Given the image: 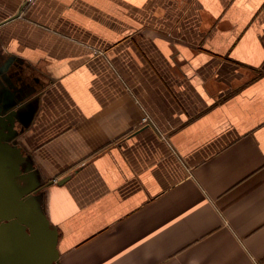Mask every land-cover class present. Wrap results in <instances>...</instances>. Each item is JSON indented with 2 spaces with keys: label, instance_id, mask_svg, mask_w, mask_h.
<instances>
[{
  "label": "crops",
  "instance_id": "1",
  "mask_svg": "<svg viewBox=\"0 0 264 264\" xmlns=\"http://www.w3.org/2000/svg\"><path fill=\"white\" fill-rule=\"evenodd\" d=\"M19 64L62 264H264V0H0Z\"/></svg>",
  "mask_w": 264,
  "mask_h": 264
},
{
  "label": "water",
  "instance_id": "2",
  "mask_svg": "<svg viewBox=\"0 0 264 264\" xmlns=\"http://www.w3.org/2000/svg\"><path fill=\"white\" fill-rule=\"evenodd\" d=\"M21 10H18L13 18L19 15ZM9 18V19H10ZM0 146L3 147V144L6 141L4 136L5 130H7L4 125V116L0 114ZM14 145V144H13ZM14 151L18 150L19 147L14 145ZM3 149V148H2ZM15 160V157L13 158ZM31 163V161H30ZM1 180H0V212L1 218H9L11 216H15L18 218L16 226V231L13 235V242L8 244H1L0 247V264H50L53 261H58L59 264H62L59 260L58 251L56 248L58 231L56 226L52 224L44 214L42 205L40 200H38L39 195H37L38 188L41 185V180H39V175L37 171L33 168L31 164H29L26 168H24V172L28 170V180H32L31 184L25 192L21 191V184L16 183L15 176L20 177V173L22 169L20 167V163L18 161H14L10 171L11 178L10 180H14L12 182L13 188V199L14 203L9 207L7 205L9 193L5 190V186L7 185L8 173L6 171L5 162L2 160L1 162ZM7 172V173H6ZM24 173L22 174V176ZM71 174L63 176L56 180L57 184L64 183ZM6 178V179H5ZM27 194V196H32L31 201L27 202L23 200L22 194ZM5 215V216H3ZM21 223H25L29 226V235L25 233L23 230L24 226ZM14 228V227H11ZM3 231V232H2ZM0 236L5 234L7 236V232L2 230ZM11 250L13 252L12 257L8 256V251Z\"/></svg>",
  "mask_w": 264,
  "mask_h": 264
},
{
  "label": "flooded vegetation",
  "instance_id": "3",
  "mask_svg": "<svg viewBox=\"0 0 264 264\" xmlns=\"http://www.w3.org/2000/svg\"><path fill=\"white\" fill-rule=\"evenodd\" d=\"M15 75H16V81H17V87L15 89L21 91L20 97L22 98L21 101H24V103L18 109L12 108L4 113L0 112V114L4 116L3 122L7 128V130H5V133H4L6 141L3 144V147L0 146V180H1V167H2L1 162L2 160H4L6 171L7 172L9 171L8 178L7 179L5 178L7 180V185L5 186V190L9 193L8 194L9 198H8V203H7L9 207L13 205L14 203V200H12L13 194H14L13 188H12V185L14 183L12 184V182L14 180H10L11 178L10 171L12 173L11 166L15 160L20 163V167L22 169V172L20 173V177L18 178L17 175L15 176L16 183L18 182L21 184V191L25 192V189H27L32 182V180H27L29 178L27 174L28 170L24 172V168H26L29 165V161H28L27 151L22 145L21 138L25 130L26 111H27L28 106L32 102L30 100L27 105L25 104V101L29 100V98L32 97L31 95L33 93L39 92V88L41 85L38 80L36 83V81L34 80L35 77H33L32 74L30 73V69L26 66H23L22 64H19L16 67ZM33 81L35 82L33 83ZM12 86L14 87L15 85L12 84ZM15 89L7 87L6 92L7 94H12L14 93V91H16ZM2 93H5V91L2 90ZM1 100L3 101V98H1ZM3 107H4L3 103H0V111L3 109ZM29 108H28V111H29ZM13 144L19 147V149L14 151L13 149L15 147ZM14 157H15V160L13 159ZM23 173L24 175L22 176ZM44 185H45V182H42L40 187L38 188V191L36 192L37 195H39L38 200H41L42 198ZM22 197H23V200L24 201L26 200L27 202L31 201L32 199V196H27V194H24V193L22 194ZM17 220L18 218H16L15 216L14 217L11 216L9 218H1V212H0V234L3 232L2 230L7 232L6 234L7 236H5V234L2 236V238L0 236V247H1V244L10 245L13 242L14 239H13V235L11 234V232L14 234V232L16 231L15 225L18 224ZM21 224L24 226L23 230L25 231V233L29 235V226L26 225L25 223H21ZM11 227H14V228H11ZM12 255H13V252L9 250L8 256L11 258ZM50 264H59V262L53 261Z\"/></svg>",
  "mask_w": 264,
  "mask_h": 264
}]
</instances>
